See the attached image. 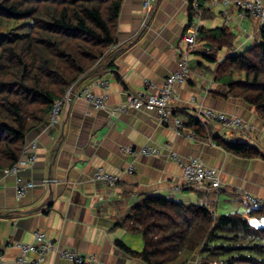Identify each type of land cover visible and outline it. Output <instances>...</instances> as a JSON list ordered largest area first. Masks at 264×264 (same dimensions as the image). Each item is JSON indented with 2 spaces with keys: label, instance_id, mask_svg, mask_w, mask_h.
Returning a JSON list of instances; mask_svg holds the SVG:
<instances>
[{
  "label": "crops",
  "instance_id": "obj_1",
  "mask_svg": "<svg viewBox=\"0 0 264 264\" xmlns=\"http://www.w3.org/2000/svg\"><path fill=\"white\" fill-rule=\"evenodd\" d=\"M243 1L250 0H218L214 9L203 3L207 11L200 27L206 31L227 27L235 35L234 45L218 51L213 64L202 59L193 60L196 67L189 64L187 81L175 86L177 100L167 124L160 123L153 110L111 117L108 110H97L71 96L62 104L57 125L47 122L28 135V147L20 161L26 163L30 154H34L35 161L30 167H21L19 177L35 186L23 199L15 195L14 177H7L0 187V213L9 214L0 216V264H17L19 251L14 244L30 243L36 231L83 255H95L99 264H148L129 252H142L141 235L117 226L134 205L147 197L204 205L216 215L238 213L244 217L252 208L245 195L264 205V125L253 108L242 101L222 100L210 94L217 88L212 77L220 63L260 40L264 28L261 23L239 15L237 5ZM144 2L124 0L116 41L108 53L111 67L79 81L77 90L89 88L94 95L105 96L107 109L124 104L129 96L150 95L159 89L178 67V42L197 21L196 13L191 16L193 0H156L148 15ZM202 45L198 43V52ZM197 51L192 53L195 57H199ZM100 82H106V87ZM199 106L250 124L253 128L246 138L234 137L233 132H226L218 124L208 125L214 134L253 145L260 157L247 159L229 154L187 127L177 135L174 119L183 123L189 117L198 119ZM144 146L156 148L159 154L135 156L122 151L124 147L137 151ZM169 150L182 161L198 158L216 169L220 188L183 189L182 169L169 158ZM130 165L133 172L126 173ZM97 169L118 176L119 182L106 188L93 179ZM176 186L180 190H174ZM24 259L27 264H37L33 253L25 254ZM42 264L69 263L52 254Z\"/></svg>",
  "mask_w": 264,
  "mask_h": 264
},
{
  "label": "trees",
  "instance_id": "obj_2",
  "mask_svg": "<svg viewBox=\"0 0 264 264\" xmlns=\"http://www.w3.org/2000/svg\"><path fill=\"white\" fill-rule=\"evenodd\" d=\"M123 2L0 0V170L20 161L28 135L48 122L52 105L74 82L111 67ZM199 10L202 18L207 9ZM234 40L227 27H200L197 55L213 64ZM212 78V97L242 101L264 125V28L258 43L227 56ZM181 123L229 154L260 157L253 145L214 134L209 122L189 117ZM251 207L247 217L216 215L204 205L147 197L117 225L141 235L142 252L120 245L148 264H264V205Z\"/></svg>",
  "mask_w": 264,
  "mask_h": 264
},
{
  "label": "built area",
  "instance_id": "obj_3",
  "mask_svg": "<svg viewBox=\"0 0 264 264\" xmlns=\"http://www.w3.org/2000/svg\"><path fill=\"white\" fill-rule=\"evenodd\" d=\"M156 0H145L144 8L146 9V15L149 14L151 5ZM227 2L228 0H223ZM209 5L214 9L218 5V0H193L192 7L196 11L197 21L189 32L184 34L176 46V53L178 55V67L172 72L165 80L159 89L154 90V93L140 97L129 96L124 104L116 106L113 109H107L105 96L94 95L89 88L77 90L78 81L74 82L65 92L61 100L54 102L48 115V122L51 125H57L59 123V116L62 104L68 100L71 96L84 100L85 102L94 106L97 110H108V114L111 117H116L119 114H127L134 110L149 109L157 113L159 122L167 124L171 118V109L174 101L177 100L175 95V86L184 83L189 77V55L197 51V40L200 30L201 13L199 6L203 3ZM204 5V6H205ZM239 8L240 17L244 18L250 16L258 20L264 27V3L262 0H250L243 1L237 5ZM204 8V7H203ZM208 50L206 54H208ZM104 88L106 82H100ZM153 88L152 86H149ZM198 120L201 122H212L220 125L226 132H233L234 137L246 138L247 134L251 132L252 126L241 118L231 115H226L221 112L214 111L199 106L196 110ZM174 128L177 135L183 133L182 123L178 119H174ZM233 135V134H232ZM189 137H192V133H188ZM34 148V143L30 144ZM28 147V146H27ZM26 147V149H27ZM122 151L130 155H144V156H156L158 150L151 146L141 147L135 151L131 147H124ZM169 158L176 162L182 169V181L183 189H214L220 188V181L218 171L214 168L205 166L198 158H189L186 161H182L180 157L169 150ZM35 161L34 154H30L27 157L26 163H18L12 165L9 168L0 170V187L3 185L5 179L9 176L15 178V195L17 199H23L26 194L34 188V184L30 181L23 182L19 177L21 167L27 165L30 167ZM126 173L133 172V166L130 165ZM93 179L102 183L106 188L114 187L119 182V177L110 175L102 169H97L93 175ZM174 190H180L179 186L173 188ZM246 200L252 206H259L260 201L255 198L245 195ZM14 246L19 251V258L17 264H27L24 259L25 254L33 253L36 256L37 264H42L48 255H55L69 264H99V260L95 255H83L75 250L60 245L58 242L47 237L42 231H36L33 234V239L30 243H15Z\"/></svg>",
  "mask_w": 264,
  "mask_h": 264
},
{
  "label": "rangeland",
  "instance_id": "obj_4",
  "mask_svg": "<svg viewBox=\"0 0 264 264\" xmlns=\"http://www.w3.org/2000/svg\"><path fill=\"white\" fill-rule=\"evenodd\" d=\"M11 28V27H10ZM16 33H14V34H17V35H19V34H24V33H26V31H15ZM259 38H260V33H259ZM252 40H254V38H252L251 40H249V41H252ZM258 42V41H257ZM257 42H255V41H253V43L255 44V43H257ZM248 44L250 45L251 44V42H248ZM194 59H197L198 61H201V59L199 58V57H195L193 54H190V56H189V64L191 63L194 67H196V63H193V60ZM190 64V65H191ZM240 141H241V139H239ZM200 190H205V189H200Z\"/></svg>",
  "mask_w": 264,
  "mask_h": 264
},
{
  "label": "water",
  "instance_id": "obj_5",
  "mask_svg": "<svg viewBox=\"0 0 264 264\" xmlns=\"http://www.w3.org/2000/svg\"><path fill=\"white\" fill-rule=\"evenodd\" d=\"M29 212H32V211H29ZM9 214L7 213V214H5V215H1V213H0V216H4V217H6V216H8Z\"/></svg>",
  "mask_w": 264,
  "mask_h": 264
}]
</instances>
